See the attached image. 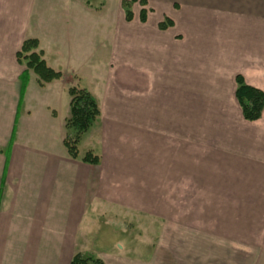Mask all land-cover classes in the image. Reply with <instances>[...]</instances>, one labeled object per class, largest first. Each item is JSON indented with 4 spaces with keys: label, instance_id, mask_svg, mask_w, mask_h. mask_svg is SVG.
<instances>
[{
    "label": "crops",
    "instance_id": "1",
    "mask_svg": "<svg viewBox=\"0 0 264 264\" xmlns=\"http://www.w3.org/2000/svg\"><path fill=\"white\" fill-rule=\"evenodd\" d=\"M118 1L115 27L97 28L106 0H0V264H130L94 248L102 212H150L176 194L170 181L212 179L215 157L222 180L229 162L262 178L264 109L242 117L235 76L264 91V0H133L130 20ZM27 38L58 78L18 62ZM74 86L99 109L76 157L64 145Z\"/></svg>",
    "mask_w": 264,
    "mask_h": 264
},
{
    "label": "rangeland",
    "instance_id": "2",
    "mask_svg": "<svg viewBox=\"0 0 264 264\" xmlns=\"http://www.w3.org/2000/svg\"><path fill=\"white\" fill-rule=\"evenodd\" d=\"M118 2L106 0L104 12L97 10V28L115 27ZM101 41L97 35L99 63L105 58ZM217 159L214 177L196 181L203 188L182 180L173 190L179 181H170L166 192L176 194L161 197L150 212H102L103 220L92 236L97 253L113 252L130 264H264V165L256 173L262 178L254 179L252 169L243 175L229 162L230 178L222 180Z\"/></svg>",
    "mask_w": 264,
    "mask_h": 264
},
{
    "label": "trees",
    "instance_id": "3",
    "mask_svg": "<svg viewBox=\"0 0 264 264\" xmlns=\"http://www.w3.org/2000/svg\"><path fill=\"white\" fill-rule=\"evenodd\" d=\"M133 0L123 2L125 10V18H132L131 4ZM141 20L145 19L144 10L140 13ZM163 27L164 24H161ZM38 42L36 39L27 38L23 40L19 50L16 53V58L19 63L24 64L27 70H32L39 78L40 82H49L60 76V73L55 72L48 67L42 58V52L37 50ZM23 90L27 83V78H21ZM236 90L235 96L241 108L242 117L247 121L258 120L264 109V91L249 85L244 78L237 74L235 76ZM69 95L71 97L69 103V117L66 120L65 128L66 135L64 145L68 153L72 157L77 155V143L83 134H85L92 126L96 116L99 114V109L93 96L86 89L70 87ZM84 161L90 163L98 162V157L91 153H86ZM71 264H105L104 261L97 257L82 256L75 254L71 260Z\"/></svg>",
    "mask_w": 264,
    "mask_h": 264
}]
</instances>
